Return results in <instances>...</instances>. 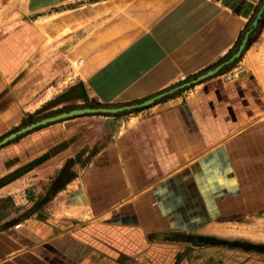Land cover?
I'll use <instances>...</instances> for the list:
<instances>
[{"label": "crops", "instance_id": "obj_1", "mask_svg": "<svg viewBox=\"0 0 264 264\" xmlns=\"http://www.w3.org/2000/svg\"><path fill=\"white\" fill-rule=\"evenodd\" d=\"M36 1L45 14L33 22L18 15L0 35V134L49 102L63 73L70 82L72 64L74 80L105 107L194 79L234 51L261 2ZM256 47L257 38L213 76L122 111V130H104L90 162L72 165L50 200L0 230V264H148L149 246L179 247L264 213V63L249 58ZM50 133L56 151L33 170L45 181L77 149L61 147L58 126L26 140Z\"/></svg>", "mask_w": 264, "mask_h": 264}, {"label": "rangeland", "instance_id": "obj_2", "mask_svg": "<svg viewBox=\"0 0 264 264\" xmlns=\"http://www.w3.org/2000/svg\"><path fill=\"white\" fill-rule=\"evenodd\" d=\"M36 2V0H0V35L9 29L11 20H15L18 15H21L24 21L30 22L45 14L43 12L45 8H40L35 4ZM250 23L251 20L248 21L247 27L240 35L235 49ZM230 55L228 54L227 57ZM249 58L261 62L258 53L250 54ZM262 67L264 70V64ZM71 69V81L68 82V75H63L65 74L63 73L61 83L56 82L55 87L53 86V89L47 92V96L55 94L50 101L36 110L29 108L30 112L23 114H27L28 117H23L24 119L22 118L19 122L13 121V125L0 134V140L30 123L60 112L80 108H98L97 103L87 95L81 82L74 80L76 67L73 64ZM65 76L68 78H64ZM113 106L99 108H117ZM124 114L127 112L74 116L47 123L0 145V230L20 223L33 215V212H36L32 210L34 204L45 194L48 185L53 180L52 178L50 181H45L33 172L38 163L56 151L52 144L53 134L46 136L44 142H38V140L27 142L28 134L44 127L58 126L61 137L62 135L67 137V140L61 139V147L70 144L77 148L74 151V157L66 161L62 168L68 173L72 165L78 164L80 169L82 165L90 162L106 140L104 130L108 129L109 134L122 130L119 127L124 118L120 119V116ZM42 150L47 152L38 156ZM151 195L146 196L148 198ZM218 227L210 231L211 236H188L185 241L187 244L170 247L173 251L178 249L180 254L183 253L184 261L178 264H264V213L248 218L239 217L234 222Z\"/></svg>", "mask_w": 264, "mask_h": 264}, {"label": "water", "instance_id": "obj_3", "mask_svg": "<svg viewBox=\"0 0 264 264\" xmlns=\"http://www.w3.org/2000/svg\"><path fill=\"white\" fill-rule=\"evenodd\" d=\"M264 11V0H261L259 7L256 11V13L254 14L253 19L251 20V23L248 27V29L244 32L241 40L239 41L236 49L234 50V52L227 57L224 61H222L221 63H219L218 65H216L214 68L205 71L203 74L198 75L197 77H195L194 79L183 83V84H179L176 87L162 92L150 99H147L145 101L136 103V104H132L129 106H122V107H117V108H80V109H73V110H69L67 112H60L58 114H54L52 116L37 120L33 123H30L18 130H16L15 132H12L10 134H8L7 136L3 137L0 140V145H3L5 143H7L8 141L14 139L16 136L23 134L27 131L33 130L37 127L43 126L47 123H52L55 121H60L63 119H67L70 117H74V116H79V115H84V114H115V113H119L125 110H130V109H136V108H140V107H144L147 106L149 104H151L152 102L161 99L163 96L169 95L175 91H179L185 87H189L193 84H196L208 77L213 76L215 73H217L221 68L228 66L231 62L235 61L239 55L244 51L245 49V45L247 43L248 38L252 35V33L256 30L258 23L262 17Z\"/></svg>", "mask_w": 264, "mask_h": 264}, {"label": "trees", "instance_id": "obj_4", "mask_svg": "<svg viewBox=\"0 0 264 264\" xmlns=\"http://www.w3.org/2000/svg\"><path fill=\"white\" fill-rule=\"evenodd\" d=\"M264 24V11L262 17L258 23L256 30L252 33V35L248 38L247 43L245 45V49L256 40L258 34ZM98 107H105L98 105ZM65 169H61L60 172L56 175L55 178L48 185L45 194L34 204V208L32 210L36 211L39 207H41L45 202L51 199V197L61 190L72 178V173L65 172ZM64 172V173H63ZM64 174V175H63ZM154 250L153 246H149L146 248L147 253V263L148 264H178L180 259L183 257V253L180 254L177 251H173L170 247L167 246H157ZM150 249V251H149Z\"/></svg>", "mask_w": 264, "mask_h": 264}, {"label": "built area", "instance_id": "obj_5", "mask_svg": "<svg viewBox=\"0 0 264 264\" xmlns=\"http://www.w3.org/2000/svg\"><path fill=\"white\" fill-rule=\"evenodd\" d=\"M256 53L259 54V59L264 63V25L262 26L257 37ZM184 80H185L184 76L179 77V81H184Z\"/></svg>", "mask_w": 264, "mask_h": 264}]
</instances>
